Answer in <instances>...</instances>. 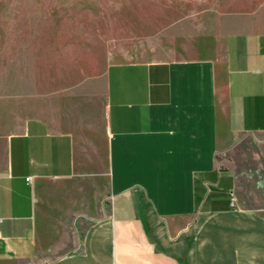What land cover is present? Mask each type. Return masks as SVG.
<instances>
[{"label": "crops", "instance_id": "obj_1", "mask_svg": "<svg viewBox=\"0 0 264 264\" xmlns=\"http://www.w3.org/2000/svg\"><path fill=\"white\" fill-rule=\"evenodd\" d=\"M182 32L66 80L10 69L0 264H264V29Z\"/></svg>", "mask_w": 264, "mask_h": 264}, {"label": "rangeland", "instance_id": "obj_2", "mask_svg": "<svg viewBox=\"0 0 264 264\" xmlns=\"http://www.w3.org/2000/svg\"><path fill=\"white\" fill-rule=\"evenodd\" d=\"M223 26L264 29V0H0V89L11 68L29 83L66 80L104 49L139 59L172 33Z\"/></svg>", "mask_w": 264, "mask_h": 264}, {"label": "built area", "instance_id": "obj_3", "mask_svg": "<svg viewBox=\"0 0 264 264\" xmlns=\"http://www.w3.org/2000/svg\"><path fill=\"white\" fill-rule=\"evenodd\" d=\"M27 179H29V178H27ZM233 198V197H232Z\"/></svg>", "mask_w": 264, "mask_h": 264}]
</instances>
